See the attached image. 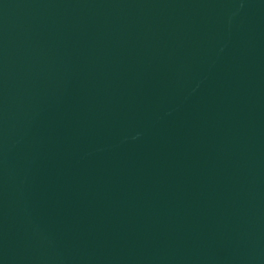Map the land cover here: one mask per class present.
<instances>
[{
  "label": "water",
  "instance_id": "obj_1",
  "mask_svg": "<svg viewBox=\"0 0 264 264\" xmlns=\"http://www.w3.org/2000/svg\"><path fill=\"white\" fill-rule=\"evenodd\" d=\"M0 264H264V0H0Z\"/></svg>",
  "mask_w": 264,
  "mask_h": 264
}]
</instances>
